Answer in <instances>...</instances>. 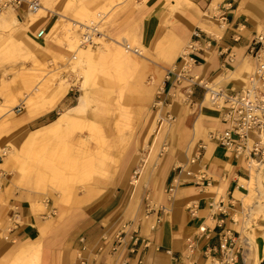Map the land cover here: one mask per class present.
I'll return each instance as SVG.
<instances>
[{
    "label": "crops",
    "instance_id": "1",
    "mask_svg": "<svg viewBox=\"0 0 264 264\" xmlns=\"http://www.w3.org/2000/svg\"><path fill=\"white\" fill-rule=\"evenodd\" d=\"M189 2L194 7L180 16V26L176 30L192 40L191 30L203 21L208 22L202 17L198 19L197 13L202 14L208 8L209 0ZM165 4L164 0L146 3L144 11L148 13L142 22L141 43L147 48L162 21ZM228 4L232 7L224 10ZM219 6L220 16H226L227 29L219 41H208V36L203 33L199 51L193 54L197 60L195 67L201 68L196 70L194 67L189 77H199L207 82L220 78L219 86L230 93L247 85L251 73H247L243 64L250 56L248 49L260 27L264 28V0H224ZM191 9L198 11L194 14ZM17 12L25 13L26 8ZM55 17L53 15L38 28L47 31ZM183 62L180 57L168 67L172 71L168 72L170 80L166 87L172 86L175 90L184 82V92L192 91L188 99L196 110L192 114V110L188 112L176 106V115L188 126L182 131L181 141L175 144L174 154L159 158L156 173L149 177L157 178L148 190L158 205L149 213L153 227L150 223L133 222L125 194L109 188L77 212L80 220L75 225L52 230L44 241L45 264H214L220 256L225 236L240 249L239 264H264V236L259 235L254 244L243 236V199L250 193L246 184L251 179L249 162L211 139L212 135L229 129L230 125L224 119L226 109L201 105L205 94H197L196 87L200 86L189 77L178 80ZM252 63L254 70L253 59ZM230 73L235 74L230 76ZM53 113L57 114L54 110L45 116ZM29 122L22 121L19 127ZM196 135L197 140L191 141ZM201 144L206 150L197 163L191 164ZM200 175L209 180V187L195 184ZM30 207L29 201L20 193L6 192L5 187H0V222L4 226L8 220L12 222L14 228L8 236L14 244L40 238ZM119 235L123 236L122 241L118 240ZM135 237L140 238L137 246Z\"/></svg>",
    "mask_w": 264,
    "mask_h": 264
},
{
    "label": "rangeland",
    "instance_id": "2",
    "mask_svg": "<svg viewBox=\"0 0 264 264\" xmlns=\"http://www.w3.org/2000/svg\"><path fill=\"white\" fill-rule=\"evenodd\" d=\"M42 7H46L51 12L49 20L53 15L55 19L46 33H49L52 27L60 22V36L52 44L49 53L45 56L39 55L37 61L30 59L29 55L21 49L9 48V41L13 39L23 47L24 43L30 49L36 50L35 45L26 36L28 35L41 46L45 47L50 39H36L35 36L41 30L33 27L25 31L27 27L28 13H18L13 10H4L2 15L10 11L18 14L17 18L21 22L19 26L8 28L6 24L0 23V107H13L21 99L23 93L34 88L38 83L44 86V99H50L54 94L56 86L62 81L68 80L72 83V88L67 94L64 104L56 108V113L49 116H42L30 121L25 126L15 127L5 139L0 141V148L8 151L14 150L15 154L24 151L27 138L31 133L42 129L50 122L57 119L63 112L70 107L77 105L81 96L82 87L89 95V105L86 109L83 119L74 127L68 129L69 137L71 134L93 136L98 139L101 134L108 136L111 151L116 157L117 169L113 173L116 177V189L125 194L127 207L132 211V221L136 224L144 222L153 211L156 204L150 195V186L157 182V178H149L156 173L155 166H158V159L164 158L169 153L174 154L173 148L178 141H181L182 131L187 128V123H183L181 116L176 115V106L195 113L191 100L185 93L184 82L179 87H173L176 90L166 87L167 75L165 72V62L169 48L164 52H158L154 55H148L146 60L140 59V64L135 69H117L115 62L106 55L98 54V49L103 44L97 43L92 51L96 54V59L91 66L79 64L74 60L75 53L71 50L70 41L67 36L73 33L80 40L83 30L80 25H89L91 22L102 21L101 28L115 42H122L129 37L131 41L141 40V30L143 20H139L137 15L146 8L148 0H39ZM189 1V0H188ZM222 0L220 4L223 2ZM215 1L209 0V6L203 13H206L213 19L216 25L225 24L221 21L219 5L214 7ZM190 4L185 2H174L165 4L163 7L164 16L167 22V39L175 38L171 51L181 54L188 50L191 39H186L176 30L180 23V16L189 9ZM65 16V19H61ZM98 15L101 17L98 18ZM209 21L208 18L202 17ZM76 24V26L73 25ZM207 23V22H206ZM227 29V25L225 30ZM199 30L198 26L191 30L190 36L194 31ZM224 30V31H225ZM23 33V34H22ZM259 34H264V28L259 30ZM212 40L208 37V41ZM167 46L168 41H167ZM131 49H140L137 44H131ZM88 48V47H85ZM102 50V49H101ZM168 52V53H167ZM134 57L138 55L132 54ZM177 60V59H176ZM247 73H252L253 63L251 56L248 57ZM192 71L194 67L191 68ZM192 73V72H191ZM36 74L37 78H30L29 75ZM29 77V78H28ZM211 82V81H209ZM197 94H205L202 87H196ZM201 90V91H200ZM187 91V90H186ZM183 94L185 98L179 101ZM13 117L6 118L11 124L16 122L27 111L24 106H15ZM3 116H0V120ZM12 118V119H11ZM161 119H163L161 121ZM164 123L161 129V139L156 145L155 134L151 131L153 128ZM66 131V132H67ZM207 141V140H206ZM59 153H68L70 142L68 138L56 140ZM5 156L0 155V164H4ZM264 166V161H260ZM143 168L144 178L141 187L136 190L131 183L142 176L136 174ZM148 177V178H147ZM17 176L14 167H7L0 170V187H5L6 192H18L24 196L29 203L31 197L45 206V211L41 218L42 221H49L48 234L51 235L53 229H59L62 226L68 228L79 222L78 211L85 205L75 204L73 201L64 209H58L55 206V199L58 195L49 196L45 193L34 194L25 187L16 188ZM261 178V179H260ZM260 183L257 191H254L250 197L243 199V205L251 208L249 216H243L245 238L251 234L264 233V175L260 176ZM4 185V186H3ZM6 185V186H5ZM86 182L76 186V196L78 199L86 195ZM109 189V188H108ZM107 190V189H105ZM105 192V191H104ZM102 192V194L104 193ZM157 205V206H156ZM7 225L0 229V264H10L12 261L7 259V251L15 244L9 238L8 233L14 228L10 220ZM21 223V222H19ZM46 237V238H47Z\"/></svg>",
    "mask_w": 264,
    "mask_h": 264
},
{
    "label": "bare ground",
    "instance_id": "3",
    "mask_svg": "<svg viewBox=\"0 0 264 264\" xmlns=\"http://www.w3.org/2000/svg\"><path fill=\"white\" fill-rule=\"evenodd\" d=\"M164 1L167 5L182 1L186 4H190V6H193V4L188 0ZM214 1V7H218L222 0ZM50 12L51 10L46 7H42V5L41 8L37 9L35 12H26L28 13L26 14L27 17L29 18L27 19L26 23L27 27H24L25 31L29 30L30 32L31 28H38L40 25H42L46 21L45 18L48 17ZM190 12L194 14L196 13L194 9H191ZM147 13L148 12L141 10L137 15L138 19L142 21ZM60 17L63 20L65 19V16L60 15ZM201 17L208 18L209 21L207 23L203 21L198 24L199 30H201L213 40H221L226 25L221 24L218 26L214 23L213 19L209 15L203 13L201 16V14L198 12L197 18L200 19ZM0 23L6 24L8 28L21 25V22L17 18V14L13 13L12 11L6 15H2L1 13ZM101 24L96 30V42H99V44H103V42L105 43L102 48L98 49V54H107V58L109 57L115 62L117 69H135L139 66L140 59L146 60L148 55H154L158 52L163 53L165 48H169L168 52L170 53L167 52L168 56L165 62V72L168 74L169 71H172L169 70L168 67H171L175 63L179 53L175 50L174 52L171 51L175 38L167 39L168 35L166 32L168 27L165 19H162L161 23L159 24L150 48L142 45L140 39L131 41L129 37L123 39L121 43L117 41L115 42L106 34L104 30H102ZM73 25L76 26L74 23ZM59 28L60 22L56 23L49 33H46L45 38L50 39V41L46 43L45 47L41 46L27 35L26 37L30 39V43L32 42L35 45L36 50L28 48L25 43L23 47H20V44L13 39L9 41V48L21 49L25 51L26 54L29 55L30 59L35 62L38 60L39 55L45 56L49 53L52 44L55 43L60 36ZM79 28L83 29L82 25H80ZM260 28L263 29V26ZM67 38L70 41V46L72 48L71 50L73 53H75L74 60L78 62L76 65L83 64L87 65L88 67L91 66L94 63L97 54L92 51L91 45L85 44L83 46L81 38L80 40L77 39L73 33H70ZM167 41L169 47H166ZM131 44H137L140 49H131ZM189 52L190 50L188 49L181 54V57L184 58V64L182 65V68L185 67V65L186 69L195 67L194 65L192 66V62H190V59L187 57ZM132 54L138 55L139 57H134ZM189 64L191 65L190 67ZM243 66V68L249 69V67L247 68L248 65L246 62L243 64ZM195 68H197L196 70H199L201 67L197 66ZM193 71L191 69L192 73ZM230 74V76H233L235 73ZM29 77L37 78L38 76H36V74H31ZM197 78V80H202L199 77ZM219 80L220 78L213 82L206 83L207 81H204L203 79V82L207 84L206 88L216 90L221 88L218 83ZM72 86L73 85L71 82L64 80L58 86H56L54 94L50 99H44L42 97L44 95V86L38 83L34 88L21 95V99L15 106H24L27 111L22 115L21 118L15 119V121H17L12 122L13 124L6 120V118L13 117V109L15 106H1L0 116H3V118L0 120V141L8 137L12 129L20 126L22 121H32L54 111L65 99ZM84 88L85 87H82V90L84 91L79 97L77 105L70 107L57 119L50 122L47 126L30 134V136L27 138L25 148L22 153L18 152V154H15L14 150L8 151L6 149L3 150L0 148V155L5 156L4 164H0V170H5L7 167L11 166L14 167L16 176L18 178H16V188L25 187L34 194H39L41 192L49 196H54L56 194L58 195V198L55 199V206L58 209H64L66 207L65 205L69 204L70 201H73L78 205H86L99 197L102 192L105 191V189L116 187V177L114 178L113 173L117 169L118 161L112 153L111 147L107 145L109 143L108 136L101 134L98 139H95L93 136H85L80 133L79 135L71 134L69 137H65V134H68L67 130L70 129V127L77 125L83 119L86 109L89 105V95ZM179 96V101H181V97L182 99L185 98L183 94ZM201 105L217 108L215 105L209 103V95H205L204 101L201 103ZM162 120L163 119H161V121ZM201 125H198V128H200ZM162 127H164V123L153 128L151 131V133L155 134L156 136L155 146L152 148L153 150H155L156 145L161 139ZM63 138L69 139L71 144L69 149L70 151L68 153L60 154L56 147L57 143L55 142L56 140ZM196 140L197 135L196 138H191V141L195 142ZM248 167L250 170L251 179L247 181L246 184L250 193H252L257 191L261 179L260 176L262 174L264 175V166L262 163L251 160ZM139 173L142 175L140 179H137L131 183V185L135 187L136 190L141 187L142 181L145 180L143 168L136 172V174ZM84 182L87 183L84 188L86 195L83 198L78 199L76 196V186ZM251 195L252 194H250V196ZM250 196L245 195L244 198L247 199ZM30 206V212L37 221V226L40 231V238L36 241H28L25 243L16 242L14 246L9 248L7 251V259L12 261L10 264H45L44 241L48 234L49 221H42L43 219L41 216L43 215L46 208L40 202H37L34 197H31ZM248 208L250 209L251 206L247 207L246 205H243L242 209L244 216H249L250 210ZM150 220L151 219L147 217L143 223H150V227H153L154 223L151 224ZM0 229L3 230L2 224H0ZM259 235L264 236V233L254 235L251 234L249 237H247V240L250 244H254L256 238Z\"/></svg>",
    "mask_w": 264,
    "mask_h": 264
},
{
    "label": "built area",
    "instance_id": "4",
    "mask_svg": "<svg viewBox=\"0 0 264 264\" xmlns=\"http://www.w3.org/2000/svg\"><path fill=\"white\" fill-rule=\"evenodd\" d=\"M26 8V12H35L41 8L39 0H0V14L4 10L21 11ZM232 4L225 5L224 10H228ZM101 16L98 15V18ZM221 21L226 23V16L221 17ZM102 23L100 19L97 23L91 22L83 27L81 41L83 46L90 44L91 47L97 45V29ZM37 39L46 37V30H42L37 34ZM203 32L196 30L193 33L192 40L189 44V54L187 57L192 62V66L197 64L194 57V52L199 51ZM248 52L254 60V70L248 77L247 85L239 91L232 90L226 92L222 88L208 89L207 84L202 80H197V77H189L191 74L190 68L183 67L178 74V80L189 77V80L196 85L204 88L205 95H209V103L217 108H225V122L230 127L228 130L212 135L211 139L216 141L221 147L227 151H234L236 155L245 157L248 162L254 160L256 162L264 161V34L256 35ZM184 61V58L182 57ZM170 80V74L167 75V81ZM205 81V80H204ZM204 83V84H203ZM208 83V82H206ZM192 95V91L188 90L187 97ZM206 146L201 144L198 147L196 155L191 159V164H195L203 156ZM197 186L209 187L211 183L205 177L200 175L195 182ZM118 240L122 241L123 236L119 235ZM135 246L138 245L140 238L135 237ZM220 256L214 261V264H239L240 249L237 248L231 238L225 236L220 246Z\"/></svg>",
    "mask_w": 264,
    "mask_h": 264
}]
</instances>
